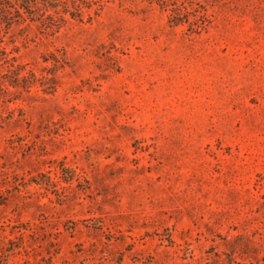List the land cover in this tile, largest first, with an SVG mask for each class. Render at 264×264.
Segmentation results:
<instances>
[{
	"label": "rangeland",
	"instance_id": "obj_1",
	"mask_svg": "<svg viewBox=\"0 0 264 264\" xmlns=\"http://www.w3.org/2000/svg\"><path fill=\"white\" fill-rule=\"evenodd\" d=\"M51 4L0 25V264H264V0Z\"/></svg>",
	"mask_w": 264,
	"mask_h": 264
},
{
	"label": "trees",
	"instance_id": "obj_2",
	"mask_svg": "<svg viewBox=\"0 0 264 264\" xmlns=\"http://www.w3.org/2000/svg\"><path fill=\"white\" fill-rule=\"evenodd\" d=\"M58 0H0V25H4L5 28H9L12 23L18 22L21 20L24 15L27 13L28 15H34V11L41 6H45L47 8H52L54 14H58L59 11L56 8V4ZM163 4H167L168 0H159ZM77 6H73L72 9L76 11ZM69 13L73 14V12L69 9ZM173 13L171 15V22L179 23L182 18V13L180 8H173ZM54 14H51L53 17ZM61 18V15H59Z\"/></svg>",
	"mask_w": 264,
	"mask_h": 264
}]
</instances>
